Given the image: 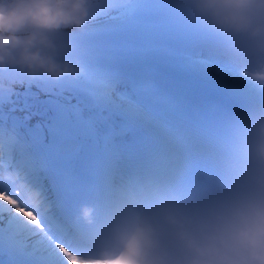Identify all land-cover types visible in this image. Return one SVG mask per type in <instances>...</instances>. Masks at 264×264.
I'll return each instance as SVG.
<instances>
[{
  "label": "clouds",
  "instance_id": "9594fccd",
  "mask_svg": "<svg viewBox=\"0 0 264 264\" xmlns=\"http://www.w3.org/2000/svg\"><path fill=\"white\" fill-rule=\"evenodd\" d=\"M190 27L220 49L254 91L223 121L214 158L196 178H145L98 210L80 207L86 247L67 264H264V0H171ZM115 0H0V73L59 83L86 75L75 41ZM4 152L0 146V157ZM0 202L40 226V190L3 166ZM15 197V198H14Z\"/></svg>",
  "mask_w": 264,
  "mask_h": 264
},
{
  "label": "snow or ice",
  "instance_id": "6c2138e0",
  "mask_svg": "<svg viewBox=\"0 0 264 264\" xmlns=\"http://www.w3.org/2000/svg\"><path fill=\"white\" fill-rule=\"evenodd\" d=\"M69 39L75 41L80 52H83L82 38L74 35ZM217 57L223 58L218 46ZM215 72L224 74L230 71L226 63H219L209 57L202 61ZM92 79L93 77H89ZM223 121L216 120L196 130L174 132L170 134L171 147H166L153 154L146 165H137L136 169L124 176L119 184L115 177L119 170V156L111 151L106 152L101 164L100 174L102 183L96 191L94 204L102 210L105 204L120 190L143 180L156 179H183L196 178L214 158L217 148V130ZM3 191V190H0ZM0 204H4L0 202ZM10 212L0 213V244L5 245L25 264H67L66 257L61 247L69 252L86 247V230L77 222L76 218L69 219L64 224H54L51 220L45 223L41 219L40 226L26 221L14 208Z\"/></svg>",
  "mask_w": 264,
  "mask_h": 264
},
{
  "label": "bare ground",
  "instance_id": "6f19581e",
  "mask_svg": "<svg viewBox=\"0 0 264 264\" xmlns=\"http://www.w3.org/2000/svg\"><path fill=\"white\" fill-rule=\"evenodd\" d=\"M126 2L127 3L123 5L122 7L117 8L115 10H111V11L123 12V14H117L114 16L111 15L112 18L120 17L128 11L131 5V2H129L128 0ZM105 12H103L100 16L105 14ZM100 16L97 17L93 22H99V21H103L107 19V18L100 19ZM208 54L210 53L208 52ZM0 86L8 88L11 94L15 97V101L8 103V105L5 107H0V115L4 117H9L13 113L18 112L24 118L30 119L32 121L39 120L41 117L44 116V112L41 110V107L38 104L40 101V97L45 96L49 91L43 81H31V80H26V79L6 80L5 78L2 77V74H0ZM27 87L30 88L26 90V91H29L28 95L24 93L26 92L25 89ZM31 95H33L34 98H31ZM23 101L26 103V106L24 105L21 106V103ZM170 131H171L170 129H167L161 135V137L166 139L169 142V144H171L170 143V134H171ZM18 155L22 156V161L17 162L15 167L19 168L20 171H23L21 169V166L25 165V162L28 161V159L26 158L28 155L24 152L22 153L19 152ZM146 164L147 163H145L144 165ZM126 170L125 169L123 171L120 170L121 179L124 176H126V172H127ZM38 175L40 176L41 179L39 178ZM23 176L33 188L41 191L44 197L45 204L48 206V209H49L48 211L52 212L54 210L53 198L51 196L49 187L45 179L41 176L39 170L35 166L34 168L30 166L23 173ZM8 210H11V209H8ZM0 230L3 231V229H0ZM53 261L56 262L55 260Z\"/></svg>",
  "mask_w": 264,
  "mask_h": 264
},
{
  "label": "rangeland",
  "instance_id": "374dc122",
  "mask_svg": "<svg viewBox=\"0 0 264 264\" xmlns=\"http://www.w3.org/2000/svg\"><path fill=\"white\" fill-rule=\"evenodd\" d=\"M131 2H132V0H131ZM117 14H123V12H117V11H113V12H111V13H109L108 15H106V16H103V17H100V19H105L106 17L108 18V17H111V15H117ZM30 163H25V165H23L22 166V169H23V171H26V169L29 167L28 165H29ZM27 166V167H26ZM31 167H33L34 168V166H31ZM23 171L21 172L20 171V173H23ZM39 176V175H38ZM39 178H40V176H39ZM41 179V178H40ZM3 189V183L2 182H0V190H2ZM2 217V216H1ZM0 217V218H1Z\"/></svg>",
  "mask_w": 264,
  "mask_h": 264
}]
</instances>
